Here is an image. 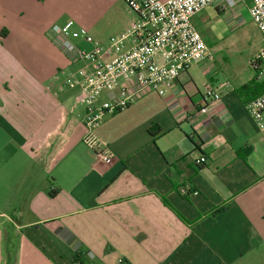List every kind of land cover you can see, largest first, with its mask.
<instances>
[{"label": "crops", "instance_id": "crops-1", "mask_svg": "<svg viewBox=\"0 0 264 264\" xmlns=\"http://www.w3.org/2000/svg\"><path fill=\"white\" fill-rule=\"evenodd\" d=\"M132 18L124 0H0V264L264 263V111L258 124L245 101L260 93L238 92L264 86L252 61L243 78L212 56L165 96L106 114L91 132L111 165L84 143L81 85L65 81L88 61L53 27L73 21L107 46ZM207 84L222 100L202 114Z\"/></svg>", "mask_w": 264, "mask_h": 264}, {"label": "built area", "instance_id": "built-area-1", "mask_svg": "<svg viewBox=\"0 0 264 264\" xmlns=\"http://www.w3.org/2000/svg\"><path fill=\"white\" fill-rule=\"evenodd\" d=\"M133 18L120 35L112 36L103 46L86 28H75L70 21L54 26L53 33L72 60H86L88 65L65 81L66 86L81 85L78 103L85 107L87 147L106 165L116 156L111 147L91 130L106 114L126 110L144 94L155 91L165 96L168 88L194 63L212 61V55L194 17L206 7L220 5L224 11L235 8L240 0H124ZM249 14L264 33V0H250ZM82 39L92 46L79 48ZM259 77L264 75V50L255 58ZM104 94L108 98L104 99ZM222 100L221 92L207 84L203 93L202 114H208ZM246 110L262 123L264 94L246 104ZM201 164L206 158L200 159ZM184 192V191H183ZM117 264H129L120 257Z\"/></svg>", "mask_w": 264, "mask_h": 264}, {"label": "rangeland", "instance_id": "rangeland-1", "mask_svg": "<svg viewBox=\"0 0 264 264\" xmlns=\"http://www.w3.org/2000/svg\"><path fill=\"white\" fill-rule=\"evenodd\" d=\"M194 19L218 68L245 78L252 70L251 61L264 50V33L248 12L230 8L221 13L214 6H208ZM252 263L255 264L252 261L245 264Z\"/></svg>", "mask_w": 264, "mask_h": 264}, {"label": "trees", "instance_id": "trees-1", "mask_svg": "<svg viewBox=\"0 0 264 264\" xmlns=\"http://www.w3.org/2000/svg\"><path fill=\"white\" fill-rule=\"evenodd\" d=\"M252 65L255 67V69H257L258 66H259V62H258L256 59H254V60H252ZM257 91H258V93H257ZM238 92H239V95H241V96H243V95H245V94L249 95V94H251V93H255V94H259V93H260L259 96H256V97L250 99V101H245V103L247 104V103H249V102L255 100L256 98H258V97H260L261 95L264 94V86L261 85V86H259V88H258V87H256V83L252 82V83L249 84L248 86H245V87H243L242 89H240ZM261 92H262V93H261ZM158 132H159V130H158L157 132H154V134H157ZM249 151H250V150H242V151H240L238 154H239V156H240L241 158H244V159H245V158L247 157ZM75 261L79 262V261H80V260H79V257H76V260H75Z\"/></svg>", "mask_w": 264, "mask_h": 264}]
</instances>
